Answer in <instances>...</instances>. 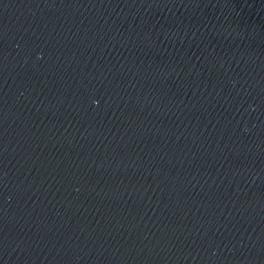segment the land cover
Masks as SVG:
<instances>
[{
  "label": "water",
  "instance_id": "obj_1",
  "mask_svg": "<svg viewBox=\"0 0 264 264\" xmlns=\"http://www.w3.org/2000/svg\"><path fill=\"white\" fill-rule=\"evenodd\" d=\"M0 264H264V0H0Z\"/></svg>",
  "mask_w": 264,
  "mask_h": 264
}]
</instances>
